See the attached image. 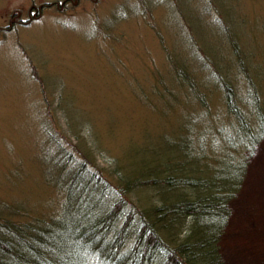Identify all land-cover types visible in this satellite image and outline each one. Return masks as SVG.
Returning a JSON list of instances; mask_svg holds the SVG:
<instances>
[{"label": "rangeland", "instance_id": "374dc122", "mask_svg": "<svg viewBox=\"0 0 264 264\" xmlns=\"http://www.w3.org/2000/svg\"><path fill=\"white\" fill-rule=\"evenodd\" d=\"M63 1L0 0V215L22 223L43 213L55 216L64 206L50 128L60 136L69 132L78 146L67 113L80 118L89 145L98 140V163L109 168L117 157L126 170L146 147L166 150L170 137L192 136L208 125L203 96L177 77L174 65L190 71L204 91L197 48L231 58L228 32L220 31L216 16L244 48L264 95V0H177V7L172 0H67L64 7ZM123 2L127 18L119 10ZM33 4L37 13L26 23ZM232 61L231 78L248 96L234 56ZM209 97L216 115L223 98L213 91ZM224 131L220 140L232 136L230 128ZM244 182L230 203L223 256L227 264H264V138Z\"/></svg>", "mask_w": 264, "mask_h": 264}, {"label": "trees", "instance_id": "16d2710c", "mask_svg": "<svg viewBox=\"0 0 264 264\" xmlns=\"http://www.w3.org/2000/svg\"><path fill=\"white\" fill-rule=\"evenodd\" d=\"M174 2L171 7H177ZM144 10L151 18L150 9ZM215 20L220 31L228 32L231 58H213V51L197 48L207 80L204 91L197 90L190 71L174 65L177 77L203 96L210 126L207 120L195 135L170 137L164 152L146 147L135 167L126 170L117 157L109 168L97 162L102 147L81 136L80 118L66 115L79 147L69 132L62 130L60 136L50 123L64 206L55 216L43 213L23 223L0 215V264H227L223 241L233 215L230 203L241 192L264 138V95L230 26L223 17ZM161 44L169 49L163 39ZM233 56L248 96L231 78ZM42 83L46 91L47 83ZM212 91L223 98V107L213 110L216 115L210 112ZM226 128L232 136L220 140ZM9 250L13 254L7 256Z\"/></svg>", "mask_w": 264, "mask_h": 264}, {"label": "bare ground", "instance_id": "6f19581e", "mask_svg": "<svg viewBox=\"0 0 264 264\" xmlns=\"http://www.w3.org/2000/svg\"><path fill=\"white\" fill-rule=\"evenodd\" d=\"M11 253L13 254V252L11 250H9V253H7L6 255L9 256V255H11Z\"/></svg>", "mask_w": 264, "mask_h": 264}, {"label": "water", "instance_id": "95a60500", "mask_svg": "<svg viewBox=\"0 0 264 264\" xmlns=\"http://www.w3.org/2000/svg\"><path fill=\"white\" fill-rule=\"evenodd\" d=\"M76 1H77V0H75L74 3H77Z\"/></svg>", "mask_w": 264, "mask_h": 264}]
</instances>
